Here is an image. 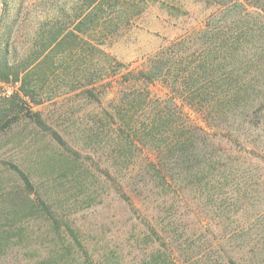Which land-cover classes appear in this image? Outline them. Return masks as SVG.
I'll return each mask as SVG.
<instances>
[{
  "label": "trees",
  "instance_id": "trees-1",
  "mask_svg": "<svg viewBox=\"0 0 264 264\" xmlns=\"http://www.w3.org/2000/svg\"><path fill=\"white\" fill-rule=\"evenodd\" d=\"M150 1L182 10L165 0ZM200 1L210 12L137 67L99 48L101 40L141 10L136 0H76L70 25L68 15L44 24L37 36L41 50L17 64L12 63L13 24L0 40V78L15 76L24 96L51 76L76 75L84 98L97 105L96 130L106 134L113 160L105 170L113 189L110 223L126 231V243L147 244L143 264H181L194 251L198 237L188 233L187 196L192 185L206 181L210 192L216 190L208 195L213 202L217 177H227L226 168L233 170L228 177L234 175L238 110L258 81L251 72L264 69V54L253 52L262 42L255 36L256 31L263 34L256 18L264 17L257 4L264 0ZM89 61L95 63L91 71L83 67ZM243 114L247 120L251 111ZM252 155L264 163V154ZM11 169L18 177L7 196L13 206L6 220L11 217L12 226L0 230V252L11 241L22 245L29 237L26 230L43 219L49 233L42 264H122L117 246L95 260L80 228L61 221L28 174ZM106 186L91 180L89 202L99 198L102 203ZM29 232L32 237L34 231Z\"/></svg>",
  "mask_w": 264,
  "mask_h": 264
},
{
  "label": "rangeland",
  "instance_id": "rangeland-1",
  "mask_svg": "<svg viewBox=\"0 0 264 264\" xmlns=\"http://www.w3.org/2000/svg\"><path fill=\"white\" fill-rule=\"evenodd\" d=\"M75 2L0 0L2 42L3 34L13 24L12 63L41 50L37 36L47 22L68 15L69 26ZM165 2L182 7L181 12L167 10L161 2L136 0L141 10L101 40L99 48L120 63H133L137 67L210 12L200 0ZM257 4L264 9L262 3ZM256 20L263 27V34L256 31L255 37L262 42L258 45L261 49L253 52L260 55L264 54V17ZM94 65V61H89L83 67L91 71ZM251 73L258 81L249 88L238 110L236 128L240 146L234 175L228 177L233 170L226 168L227 177H217L219 184H215L218 188L213 202L208 200V195L216 191L210 192L211 184L206 187L203 181L201 185H192L187 196L188 233L198 238L194 251L189 250L181 264H264V163L252 155L264 154V69ZM63 78L51 76L36 83L28 97L15 76L8 80L0 78V91L4 88L14 91L11 98L0 100V230L12 226L11 217L6 220V216L13 206L11 196H7L14 193L18 180L11 169L15 166L36 183L38 192L61 221H70L80 228L95 260H100L107 248L117 246L122 264H143L147 244L126 243V231L117 230L110 223L109 196L113 189L105 178V170L113 160L106 134L96 130L98 107L84 98L79 77ZM246 111H251L247 120L243 114ZM101 139L105 143L98 145ZM93 179L107 185L102 203L99 198L89 202L95 187L87 189ZM194 188L198 191L194 192ZM3 191L5 197L1 195ZM48 227L47 222L38 219L33 229L26 230L29 237L22 245L11 241L8 249L0 252V264H42L40 261L47 255ZM29 231H34L32 237Z\"/></svg>",
  "mask_w": 264,
  "mask_h": 264
},
{
  "label": "built area",
  "instance_id": "built-area-1",
  "mask_svg": "<svg viewBox=\"0 0 264 264\" xmlns=\"http://www.w3.org/2000/svg\"><path fill=\"white\" fill-rule=\"evenodd\" d=\"M14 95V91L12 88H4L0 91V100L4 98H11Z\"/></svg>",
  "mask_w": 264,
  "mask_h": 264
}]
</instances>
